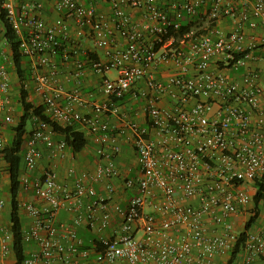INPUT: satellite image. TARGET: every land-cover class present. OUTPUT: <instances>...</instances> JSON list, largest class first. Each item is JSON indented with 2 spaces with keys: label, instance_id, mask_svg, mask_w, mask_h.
Segmentation results:
<instances>
[{
  "label": "built area",
  "instance_id": "built-area-1",
  "mask_svg": "<svg viewBox=\"0 0 264 264\" xmlns=\"http://www.w3.org/2000/svg\"><path fill=\"white\" fill-rule=\"evenodd\" d=\"M48 1L54 3L59 14L52 23L44 17L42 1L26 0L18 6L17 0H0V59L8 58L3 49L8 42L1 24L5 14L22 40V54L35 62L33 80L51 119L67 126L80 123L99 144L98 153L107 162L97 169L95 179L118 175L113 159L121 151L117 140L123 135L136 149L140 172L125 180L128 190L138 191L126 209L111 205L114 199L111 185L109 197L94 202L90 208L101 213L102 229L110 226L116 214L122 216L118 233L94 247L85 245L75 227L58 222V214L62 210L77 211L86 198L97 194L95 188L82 178L72 191L60 182L53 165H48L34 180L23 174L22 192L32 189L45 203L38 206L20 202V209L35 219L23 232L25 244L36 245L25 264L119 260L128 264H211L235 246L239 234L234 218L253 201L251 194L239 186H255L264 175V87L260 74L249 70L241 81H232L227 72L213 71L211 66L217 61L238 69L246 63V59L232 62L236 53L255 47L253 43L245 44L241 27L248 23L252 28L264 29V0H94L110 6V17L85 0ZM133 10L143 11L144 23L135 20ZM201 10L213 20L230 17L239 27L230 33L215 27L195 38L189 34L180 48L173 46V36L165 40L171 30L181 28L185 16L194 20L200 17ZM88 29L94 45L106 54V60L94 61L92 69L101 75L117 72V77L103 79L102 91L111 98L122 99L129 93L146 98L150 127L133 120L121 127L111 126L107 114L112 107L114 111L119 107L109 101L94 104L92 113L84 114L78 108V104L85 103L79 87L67 93L57 84L56 58L63 51L65 59H69L72 52L62 40L72 43V50L79 54L77 50L82 49ZM160 43L164 44L157 49ZM75 63V76L81 78L85 63L78 56ZM171 63L176 64L178 72L166 81L159 79L158 71ZM46 68L48 71H44ZM192 70L195 74L190 76ZM142 81L148 89L139 87ZM10 92L8 65L0 61V113L13 110ZM64 95L69 102L62 103ZM163 98L175 103L160 105ZM191 101L194 103L189 109ZM249 107L257 114L256 119ZM5 120L11 123L13 118L7 115ZM1 129L0 116V210H3L6 201L1 194V178L7 163ZM55 134L49 123L36 118L23 160L26 170L34 171L39 166L43 159L42 144L51 157L69 156L66 141L56 140ZM108 142H113L110 148L106 147ZM152 204L154 212L145 211ZM77 218V224L86 219L84 215ZM140 232L142 236L138 235ZM0 235L1 263V256L11 251L13 239L10 228L1 221ZM241 255L249 262L264 255V226L248 231Z\"/></svg>",
  "mask_w": 264,
  "mask_h": 264
},
{
  "label": "crops",
  "instance_id": "crops-1",
  "mask_svg": "<svg viewBox=\"0 0 264 264\" xmlns=\"http://www.w3.org/2000/svg\"><path fill=\"white\" fill-rule=\"evenodd\" d=\"M26 0H17V5L21 6L23 2ZM28 1V0H27ZM30 1V0H29ZM31 1H42L44 2V17L47 22L52 23L58 18V12L55 8L54 3L48 0H31ZM88 5H94L97 7L100 13H104L107 17L111 16V9L107 3H100L94 0H85ZM132 14L135 20L139 23H144V13L140 10H133ZM214 21V22H213ZM211 23L216 24L222 31L225 33L233 32L239 27L235 21L230 17L220 16L217 19L213 20ZM209 23V25H211ZM71 31L73 30L70 27ZM241 33L244 36V41L247 46L250 44H254L255 47L249 49L248 53L242 59H246L245 64H241L238 69L232 66H226L222 62H213L211 66V70L213 71H223L227 72L229 78L232 81H241L244 78V75L249 71H256L260 74V83L264 87V29L261 27L252 28L249 24H245L241 27ZM194 30L190 35H193ZM117 44L121 43L119 36L116 37ZM69 45V49L72 51L69 59H65L63 52H61L57 58L56 63L59 66V75L57 78V84L62 86L67 93L71 92L75 87L80 86L83 99L85 103L83 105L78 104V108L84 114H90L93 110V105L102 102H111V104H115L114 106H118V110L114 111L113 107L107 114V120L109 121L111 126L121 127L123 123L126 121H136L140 123L142 126L150 127L148 114L145 112V107L147 105V99L142 97H135L133 93H129L126 95L124 99L111 98L107 94H105L102 89V82L105 77L115 78L117 77L116 71H107L105 74L96 73L92 67V60H106L105 50L102 48H98L94 45L93 36L90 29L87 30L86 35L82 39V49L77 50L79 54H75L73 51L72 43L67 42ZM3 49L7 54V59L2 57L1 62H6L8 65V70L10 72L11 77V98L13 101V110L11 112H1V121H2V129L1 133L5 140L6 146L13 140L14 131L13 127H15L20 118L24 115V106L21 102V81L18 76V72L15 68L13 58H12V50L10 46L4 45ZM73 49V50H72ZM76 49V48H75ZM79 57L81 60L87 63L85 68V73L81 78H77L75 76L76 72V57ZM253 57L257 59L254 60ZM24 67L28 71V75H30L25 81L26 89L28 90V101L32 102L36 106L44 105V98L42 93L37 89V85L33 80V72L35 70V62L29 58L25 57ZM44 71H48L46 68ZM178 72V67L176 64L171 63L169 66H165L160 71H158L157 75L161 80L166 81L172 75ZM195 71L192 70L189 72V75L193 76ZM142 89H148L146 83L142 81L138 84ZM69 102V98L67 95H64L62 98V103ZM175 101H172L170 98H163L160 102V105L170 106ZM194 101H191L188 106L189 109L192 108ZM262 103H264V97H262ZM248 108V107H247ZM252 112V116L256 119V113L250 109ZM125 114L128 117H125ZM7 115H11L13 121L11 123H7L5 117ZM36 123L34 118L29 120L27 127V135L25 136V144L24 151L27 149V141L35 129ZM77 127L80 130H84L87 135L88 144L86 148L80 152H73L69 149V156L65 159H57L51 157L49 150L47 147L42 144L41 149L43 152V159L40 161L39 166L34 171H28L23 167L24 174L28 175L31 180L39 177L45 170L48 165H53L56 169L59 180L61 183L67 185L72 191L75 190L77 181L82 179L88 186L94 187L97 194L93 197L86 198L79 206L78 210L75 212H68L62 210L58 214V222L64 223L71 227H75L78 230L79 236L83 238L85 245L89 247H94L96 244H100V242L104 238L113 237L118 233L119 226L122 222V216L120 214H116L113 222L106 229L101 228V213L96 210H91L90 208L94 206V202L100 199H107L112 193L109 189V185H111L114 189V199L111 205L118 204L123 208H127L130 200L133 195L137 194L138 191H131L125 187V180L130 177L138 176L140 172V165L138 154L131 140H128L126 135L119 136L117 143L121 147V151L119 154L113 159L114 167L118 171V175L113 178H105L96 180V172L101 164L106 163V159L102 158L98 153L99 144L95 141L94 136L88 132L86 128H84L81 124H77ZM151 131L152 127L150 128ZM56 140L65 139L64 135L59 132L55 134ZM113 142H108L106 144L107 148L112 146ZM6 170L4 171L1 178V194L2 197L6 200V206L3 210H0V221L7 227L10 228V193H9V184H10V175L7 171V165H5ZM73 170V173L71 171ZM243 190L249 192L253 197L256 193V186L252 184H241L239 186ZM28 201L33 202L38 206H43L45 203L36 197L34 191L31 189L26 192H21L20 194V202ZM192 202V201H186ZM254 202H250L247 205L242 207L241 213L234 218L235 229L238 234L245 232L246 224L253 216L254 210ZM260 215L257 220L254 222L250 230H259L264 226V201L260 207ZM147 212H154V207L152 205H148L145 208ZM79 215H84L85 220L81 224H77V217ZM21 217L23 221V229H29L35 222V219L21 210ZM93 223V224H92ZM142 236V232L138 234ZM1 235H0V249H1ZM36 248L34 243L26 244V252L28 255L32 250ZM231 257V250L226 251L222 255L218 256L213 260L211 264H227ZM16 257L12 250L11 243V251L1 256L0 264H15ZM92 264H128L125 261H115L110 263H96L92 262ZM234 264H264V255L259 258H256L252 261H247L245 255H239L238 259Z\"/></svg>",
  "mask_w": 264,
  "mask_h": 264
},
{
  "label": "trees",
  "instance_id": "trees-1",
  "mask_svg": "<svg viewBox=\"0 0 264 264\" xmlns=\"http://www.w3.org/2000/svg\"><path fill=\"white\" fill-rule=\"evenodd\" d=\"M207 19H209L210 23L213 21V19L210 18L209 13L204 12V10H201L200 17L194 20H191L189 17L185 16V18L183 19L181 28L178 31L171 30L165 40H168L169 37L173 36L175 38L173 46L180 48L182 46L181 41L187 40V36L191 34V32L194 30L195 24L199 22L205 23ZM1 24H3L5 28V39L8 42V45L10 46L12 50L13 62L18 72L20 81H21V88H20L21 89V102L24 106V111H25L24 115L20 118L18 124L15 127H13V131L15 133L14 138L6 146V149H5L7 171L10 175L9 193L11 197L10 199V208H11L10 230H11L12 237H13L12 250L16 257L15 264H25V260L28 257V253L26 252V244L24 242V235H23L24 229H23V221H22L21 209H20V194L22 192L21 177L24 174V170H23L24 169L23 160H24V155H25L24 144H25V136L27 135V127H28L29 120L34 118L35 123H36V118H38L39 120H43L49 123L56 132H59L62 135H64L65 139L63 140L66 141L69 149H71L75 153L80 152L86 148L88 144V139H87L86 132L84 130H80L77 127V124H80V123L67 126L62 123L56 122L52 120L49 114L47 113V106L45 104L41 106H36L32 102L28 101L29 94H28V90L26 89V85L24 81L30 75H28V71L24 67V60L26 56L22 54V49H21L22 40L16 34L13 28V25L6 18L5 14L1 18ZM215 27H217L216 24L211 23V25L208 28H206V32L202 30L201 31L202 33H197L194 30L195 34H193V37L195 38V37H200L202 35H205L209 33L210 30H212ZM67 42L69 41L65 39L62 40V44L65 47L67 46L68 48L69 45ZM163 44L164 43L158 44L157 49L161 48ZM248 52L249 51L247 50L243 53H236L235 60L232 62L235 63L238 60L242 59ZM82 61L84 62V60ZM94 61H99V60H92L91 67ZM84 63L86 66L87 63L86 62ZM77 87H79L81 91L80 86H77ZM125 97H123L122 99H124ZM149 122H150V119H149ZM1 124H2V121H1ZM5 170L6 168L4 166V171ZM255 186L257 189H256L255 195L253 196V202L255 205L254 210H253V216L247 222L245 232L239 234V237H238V240L235 246L231 249V257L227 264H234L236 262V260L238 259L239 255L241 254L245 246L248 231L251 229L252 225L254 224V222L257 220V218L260 215V211H261L260 207L264 201V175L255 182Z\"/></svg>",
  "mask_w": 264,
  "mask_h": 264
},
{
  "label": "rangeland",
  "instance_id": "rangeland-1",
  "mask_svg": "<svg viewBox=\"0 0 264 264\" xmlns=\"http://www.w3.org/2000/svg\"><path fill=\"white\" fill-rule=\"evenodd\" d=\"M200 23V24H199ZM199 23H197V24H195V28H194V30L197 32V33H202L201 31L203 30V31H205L206 32V28H208L210 25H209V19H207L206 21H205V23L204 22H199Z\"/></svg>",
  "mask_w": 264,
  "mask_h": 264
}]
</instances>
